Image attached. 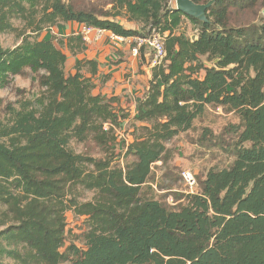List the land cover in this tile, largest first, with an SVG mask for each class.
<instances>
[{"label":"trees","instance_id":"trees-1","mask_svg":"<svg viewBox=\"0 0 264 264\" xmlns=\"http://www.w3.org/2000/svg\"><path fill=\"white\" fill-rule=\"evenodd\" d=\"M117 3L128 20L164 35L165 56L151 67L133 116L116 96L94 93L96 60L74 58L66 71V50L80 53L81 37H37L68 21L139 33L71 0H0V36L20 39L0 44V89L25 70L40 88L30 99L0 96V264H264V15L229 22L264 0H213L205 22L171 0ZM184 18L197 26L194 37L177 32ZM208 106L240 118L231 165L208 169L177 208L142 197L165 144ZM126 121L133 125L125 144L118 129ZM87 140L99 157L70 146ZM68 213L82 219L79 246L66 244Z\"/></svg>","mask_w":264,"mask_h":264},{"label":"rangeland","instance_id":"rangeland-1","mask_svg":"<svg viewBox=\"0 0 264 264\" xmlns=\"http://www.w3.org/2000/svg\"><path fill=\"white\" fill-rule=\"evenodd\" d=\"M71 1L77 10L89 12L100 19H114L123 27L135 30L139 35L148 34L146 27L127 19L117 0ZM170 4L172 7H176L175 0H171ZM262 10L235 11L230 16L229 22L232 25H237L256 21L259 16H263ZM13 24L15 27H21L22 22L20 19H15ZM48 28L43 29L41 32H45L47 35ZM197 31V26L186 18L182 20L177 29V32H182L188 37H194L197 35ZM19 40L13 32L4 33L0 36V44L3 47H11L19 43ZM141 50L144 54L145 48L142 47ZM148 56L152 60L153 55L149 54ZM73 61L74 58L68 55L65 66L66 71L71 69ZM140 71L145 73L143 69ZM30 76V71L25 70L23 74L14 76L7 88L0 89V96L3 97L4 101L15 102L24 98H33L40 88L37 83L31 81ZM92 82L94 83L93 79ZM132 125L131 122L123 123L122 129H118V139L123 140L125 144L126 141L132 139L129 135L132 131ZM240 129L241 121L237 114L222 107L208 106L206 111L193 121L189 130L181 132L165 144L167 151L164 159L153 166L148 182L141 187L142 197L159 199L171 208L183 205L184 200L179 199V197L190 193V191L182 179V171L189 170L192 172L197 183L196 189H198V182L208 169L229 167L234 160V147L237 132ZM70 146L77 153L94 157L101 155L98 147L89 140L84 142L72 141ZM118 162L122 163V159L119 158ZM81 195L82 200H88L91 198L92 192L83 190ZM66 218L68 237L66 244L73 241L76 245H81V242L76 239V234L83 229L82 219L75 217L72 213H68ZM7 264H12V261L7 260Z\"/></svg>","mask_w":264,"mask_h":264},{"label":"crops","instance_id":"crops-1","mask_svg":"<svg viewBox=\"0 0 264 264\" xmlns=\"http://www.w3.org/2000/svg\"><path fill=\"white\" fill-rule=\"evenodd\" d=\"M48 29L47 35L45 32H41L42 35L40 34L38 38H53L56 42L58 39L65 40L68 36L73 35L83 39V50L72 57L97 61L98 71L93 77L94 93L116 96L121 107L133 116L137 102L144 96L148 88L151 67L154 65L153 58L152 60L148 58L147 52L143 54V57L139 53L135 54L131 42L117 43L109 37L107 32L103 33L98 40H94L93 35L86 37L82 32V23L75 21L60 22ZM66 52L70 55L68 50ZM141 69L145 70V73H142Z\"/></svg>","mask_w":264,"mask_h":264},{"label":"built area","instance_id":"built-area-1","mask_svg":"<svg viewBox=\"0 0 264 264\" xmlns=\"http://www.w3.org/2000/svg\"><path fill=\"white\" fill-rule=\"evenodd\" d=\"M82 32L86 37L89 35H93L94 40L100 39L103 33L107 32L109 37L117 43L129 41L133 44L132 50L135 54L139 53V49L144 47L147 54L153 55V64L160 63L165 56L164 35L155 28H152L150 30L148 29L147 35L125 37L122 35H116L109 30L82 24ZM181 176L190 193L195 192L197 183L192 172L189 170H184L182 171Z\"/></svg>","mask_w":264,"mask_h":264},{"label":"water","instance_id":"water-1","mask_svg":"<svg viewBox=\"0 0 264 264\" xmlns=\"http://www.w3.org/2000/svg\"><path fill=\"white\" fill-rule=\"evenodd\" d=\"M213 0L207 3H194L192 0H175L176 9H179L184 14L194 17L201 21H206V10L212 4ZM264 15V8L262 10Z\"/></svg>","mask_w":264,"mask_h":264}]
</instances>
